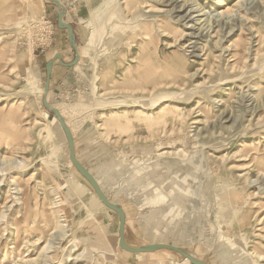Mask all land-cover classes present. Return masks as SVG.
I'll return each mask as SVG.
<instances>
[{"label": "rangeland", "instance_id": "rangeland-1", "mask_svg": "<svg viewBox=\"0 0 264 264\" xmlns=\"http://www.w3.org/2000/svg\"><path fill=\"white\" fill-rule=\"evenodd\" d=\"M141 1L60 0L80 57L56 67L48 101L74 106L64 119L75 151L124 210L128 242L262 264L250 252L264 255V0ZM30 49L41 87L54 52L74 56L54 4L0 0V264L181 263L114 247L117 214L67 164L64 138L40 132L54 116L24 89ZM143 53L182 65L170 97L148 80Z\"/></svg>", "mask_w": 264, "mask_h": 264}, {"label": "water", "instance_id": "water-1", "mask_svg": "<svg viewBox=\"0 0 264 264\" xmlns=\"http://www.w3.org/2000/svg\"><path fill=\"white\" fill-rule=\"evenodd\" d=\"M48 3H52L55 5V12H56V26L58 29L65 30L67 42L69 46L74 50L73 59L69 62H64L62 55L59 52H54L52 57L45 63V81L43 85V93L41 95V105L42 107L47 110L50 114H52L59 122L60 128L64 134L66 145L68 149V159L73 164L76 171L89 183L91 188L94 190L97 197L100 199L102 204L108 208L109 210L115 212L118 216V226H117V233H118V246L120 249L129 252V253H145L156 251L159 249H165L171 252H175L179 254L182 258H186L192 264H210L204 260L196 259L193 257L189 251L186 249L176 246L174 244L169 243H151V244H142V245H134L127 241L125 235V212L122 207L116 203L112 202L104 190L100 187V184L94 177V175L90 172V170L82 164L76 157L75 151V143H74V136L70 128L66 125L64 117L59 112V110L54 107L48 101V94L50 90V74L53 66L55 64H59L64 67H71L78 63L79 61V54L77 51V43L75 32L73 30V26L66 22L65 20V13L66 9L60 0H45Z\"/></svg>", "mask_w": 264, "mask_h": 264}, {"label": "bare ground", "instance_id": "bare-ground-1", "mask_svg": "<svg viewBox=\"0 0 264 264\" xmlns=\"http://www.w3.org/2000/svg\"><path fill=\"white\" fill-rule=\"evenodd\" d=\"M41 2H46L45 0H40ZM245 0H237L232 6H240L242 3H244ZM144 2H142L141 0H136V2H134V6H139V5H143ZM153 6H150L148 7L149 9L147 11H150V8H152ZM242 7V6H241ZM229 8V7H227ZM238 10V9H237ZM233 11V10H232ZM240 11V10H239ZM231 10L230 11H226L224 12V14H226V17H224V22H228L231 18H232V14H231ZM233 19V18H232ZM231 19V20H232ZM23 21H26L25 20H22V21H17V24L20 25L21 22ZM228 24V23H227ZM146 28V27H145ZM144 28V29H145ZM117 29V28H116ZM147 29V28H146ZM163 32H167V33H171L170 31H166L165 29L163 30ZM147 34V32H145ZM165 35V34H164ZM180 37V36H179ZM31 54H32V49H30L28 51V54H27V60H26V64H25V74H26V78H25V85H24V89L26 90L27 93L29 94H35L37 96H41L42 93H43V87H41L39 85V78L37 77V74L36 72L33 70L32 66H31ZM151 55L150 54H147V53H143L142 55V58H141V62L143 64H146L148 65V80L151 79V82L152 84H154V87H156V85L159 86V89L161 90L160 93H157V94H161L162 96L158 95L159 97H163V98H167V97H170L171 94H173L172 92L168 91L171 83L177 81V80H182V65L181 67L178 66L175 61L173 60L172 63L170 65H167V66H161V62L159 61H152L150 59ZM140 60V59H139ZM140 64V63H139ZM138 65V64H137ZM141 65V64H140ZM164 65V64H162ZM139 66V65H138ZM75 67H78V64L75 65ZM142 68V67H141ZM146 69V68H145ZM178 83V82H177ZM176 84V83H175ZM203 87V86H202ZM175 95V94H174ZM181 95V94H179ZM49 96V95H48ZM173 96V95H172ZM158 97V98H159ZM140 97H138L139 99ZM146 98V97H145ZM170 99V98H168ZM162 100V99H161ZM166 100V99H165ZM160 101V100H159ZM176 101V100H175ZM137 102V100L135 101ZM157 102H158V99H157ZM156 104V102H155ZM174 104V103H173ZM152 105V104H151ZM154 105V104H153ZM54 107H56L59 112L62 114L63 117H65V110L66 109H69V111L72 110V108L74 106H67L66 107H58L57 105H53ZM141 106V105H140ZM66 108V109H65ZM144 108V107H143ZM179 109V108H178ZM159 110V109H158ZM196 110V109H195ZM44 117H48V114L41 110ZM160 112L161 114H164L165 112H170V113H173V114H177L178 111L175 109V108H172L170 106H161L160 107ZM148 113V112H147ZM138 114V113H137ZM159 114V113H158ZM156 114V115H158ZM167 114V113H166ZM144 115V113L142 114ZM138 117V116H137ZM145 117V115L143 116ZM148 117V116H147ZM145 117V118H147ZM164 117V116H163ZM142 118V117H141ZM144 118V119H145ZM161 118V117H159ZM65 120V119H64ZM147 120V119H146ZM152 120L154 121L155 119L152 118ZM163 120V118L161 119ZM66 122V121H65ZM150 122V120H149ZM156 122V120L154 121ZM153 122V123H154ZM148 123V122H147ZM152 123V122H151ZM66 125L70 128V124L68 122H66ZM44 130V132L46 133L45 135V138L47 140H50V141H54L55 137L57 135H61L62 138H64L65 140V137H64V134L60 128V125H59V122L58 120L56 119V117H52V118H47V121H46V124L44 125V127H42V129H40V132ZM44 138V139H45ZM65 143H66V140H65ZM66 146V157L68 158V149H67V145L65 144ZM244 148V147H243ZM76 157L78 158V155L76 153ZM78 160L80 161V159L78 158ZM81 162V161H80ZM67 164L72 166V163L71 161L68 159L67 160ZM82 164L84 165V163L82 162ZM90 172L94 175V177L96 178V180L98 181V183L100 184V187L103 189V186H102V183L100 182V180L97 178V175L94 173L93 170H90ZM1 181H4L3 180V177L1 179ZM14 182V181H13ZM250 184V182H249ZM18 186V185H17ZM16 187V186H15ZM19 188V187H18ZM21 189V188H20ZM20 192V191H18ZM94 201H95V204L100 206L101 209L104 207L102 202L100 201V199L97 197V195L95 193H91ZM19 198V197H18ZM109 198V197H108ZM112 202H115L113 199L109 198ZM20 200V199H18ZM117 203V202H116ZM104 209V208H103ZM91 216V215H90ZM92 217V216H91ZM89 218V217H87ZM242 225V224H241ZM229 230V229H228ZM246 240V238H243V240ZM244 240V241H245ZM232 241V240H231ZM113 242H114V247H118V234L116 233L114 236H113ZM233 242V241H232ZM246 242V241H245ZM133 243V242H132ZM235 244V243H234ZM238 246V245H237ZM241 249V248H240ZM164 251H167L165 249H159V250H156V251H151V252H145L146 254H149V255H157L155 253H158V254H161L163 253ZM242 251V250H241ZM249 251V250H248ZM248 253V252H247ZM250 254L252 255H256L257 258L261 259L262 260L264 259V255H259L257 254L255 251H252V253L250 252ZM193 257H195L196 259H200L202 260V258L199 256H196L194 254H191ZM163 258V257H162ZM252 258V257H251ZM23 260V259H22ZM155 264V263H154ZM179 264H192L190 263V261L186 258H182V262L179 263ZM264 264V263H262Z\"/></svg>", "mask_w": 264, "mask_h": 264}, {"label": "crops", "instance_id": "crops-1", "mask_svg": "<svg viewBox=\"0 0 264 264\" xmlns=\"http://www.w3.org/2000/svg\"><path fill=\"white\" fill-rule=\"evenodd\" d=\"M51 57H52V55H51ZM50 57V58H51ZM49 58V59H50ZM48 59V60H49ZM48 60H46V62L48 61ZM45 62V63H46ZM56 67H59V68H65L64 66H61V65H59V64H55L54 66H53V68H52V70H51V74H50V87H52L53 86V82H56V81H58L60 78H61V75H62V73L60 72V71H57L56 70Z\"/></svg>", "mask_w": 264, "mask_h": 264}, {"label": "trees", "instance_id": "trees-1", "mask_svg": "<svg viewBox=\"0 0 264 264\" xmlns=\"http://www.w3.org/2000/svg\"><path fill=\"white\" fill-rule=\"evenodd\" d=\"M51 115V114H50Z\"/></svg>", "mask_w": 264, "mask_h": 264}]
</instances>
